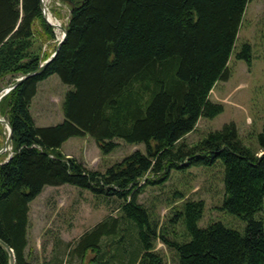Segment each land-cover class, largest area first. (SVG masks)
I'll return each instance as SVG.
<instances>
[{
    "label": "trees",
    "instance_id": "16d2710c",
    "mask_svg": "<svg viewBox=\"0 0 264 264\" xmlns=\"http://www.w3.org/2000/svg\"><path fill=\"white\" fill-rule=\"evenodd\" d=\"M58 1L68 6L69 15L57 55L40 75L0 100V117L12 129V156L6 161L8 153L0 155V240L13 250L15 264H36L26 255L30 203L45 187L62 185L89 190L119 206V217L109 216L77 239L85 246L76 256L79 264H85L89 251L99 253L103 238L129 224L134 232L129 238L136 243L132 256L122 249L109 262L98 254L89 262L163 264L155 250L160 241L177 264H264V225L255 218L264 207V127L257 150L239 139L233 123L193 145L181 142L200 118L223 112L209 95L228 78L242 17L252 0ZM53 31L43 19L40 0H0V88L7 78L33 72L50 58L42 44L54 39ZM250 57L246 44L236 54L248 64ZM55 74L74 90L63 99V122L37 128L30 103L38 83ZM85 135L102 154L118 145L115 140L144 144L145 152L136 150L103 173L91 170L59 152L68 139ZM217 162L224 168L221 209L246 222L244 233L221 223L200 228L204 201L179 195L183 202L172 209L168 223L181 221L189 240L176 241L170 228L151 219L138 195L144 186L166 182L173 172ZM0 264H9L1 244ZM45 264L63 260L53 256Z\"/></svg>",
    "mask_w": 264,
    "mask_h": 264
},
{
    "label": "rangeland",
    "instance_id": "374dc122",
    "mask_svg": "<svg viewBox=\"0 0 264 264\" xmlns=\"http://www.w3.org/2000/svg\"><path fill=\"white\" fill-rule=\"evenodd\" d=\"M44 2L49 13L53 17L57 15L58 18H54L61 26H65L69 15L68 6L58 0H44ZM39 31L38 28L37 33ZM53 32L54 39L42 44V52L48 55L53 54L62 37V32L55 27ZM263 37L264 0H252L247 4L242 17L227 67L228 78L225 81H218L209 95L211 102L222 105L223 112L213 119L200 118L195 130L181 142L193 145L209 133L219 131L224 125L233 123L239 139L245 145L259 149L258 136L263 132L264 127ZM245 44L250 46L249 64L244 59L236 58V54L241 52ZM12 81L7 78L2 87ZM73 90L72 86L64 84L56 74L39 82L36 95L32 98L29 107L35 127L46 128L62 123L64 120L62 102L65 95ZM7 134L6 126L2 125L0 149ZM115 142L118 145L110 153L102 154L91 136L73 137L64 142L59 152L77 159L91 170L102 173L136 150L145 152L144 144H128L122 140ZM5 153L9 155L10 150ZM223 178L224 168L220 162L211 167L200 166L190 168L186 172L176 171L166 182L144 186L138 195V202L148 209L151 219L156 221L158 227L170 228L174 232L171 238H175L178 242L189 240L181 221L173 226L168 223L172 209L183 202V198L179 195L184 199L204 201V213L198 222L200 228H206L212 223H221L228 229L244 233L246 222L221 209ZM118 207L117 201L106 202L104 198L95 196L86 189L71 185L45 187L43 192L30 203L29 244L26 249L28 260L36 264H45L46 259L50 260L53 256H57L64 264H79L76 256L85 250V246L76 243L77 239L109 216L119 217ZM255 218L261 220L264 225V207ZM129 225H124L116 236L103 238L99 245V253L89 251L84 263L91 264L89 260L97 254L105 257L109 262L110 258L118 256V250L122 249L123 253L127 249L132 256L136 243L133 242L134 238L130 239L134 232L132 225ZM63 237L67 240L66 243L60 241ZM155 244V250L163 257V264H177L173 252L160 241H156ZM68 245L73 246L70 255H68L70 252ZM129 254L125 255L128 259Z\"/></svg>",
    "mask_w": 264,
    "mask_h": 264
},
{
    "label": "water",
    "instance_id": "95a60500",
    "mask_svg": "<svg viewBox=\"0 0 264 264\" xmlns=\"http://www.w3.org/2000/svg\"><path fill=\"white\" fill-rule=\"evenodd\" d=\"M40 8L42 11V15H43V19L44 21L52 26L54 28V25H52L48 19H47V13L49 12L48 9L46 8L45 2L44 0H40ZM59 30L62 32V37L61 40L58 42L56 49L54 51V53L50 56L49 59H47L46 61H44L43 63H41L38 68L33 71L30 72L28 74L22 75L18 78H16L15 80H13L12 82L8 83L7 85H5L4 87L0 88V100L2 99V97H4L6 94H8L12 89H14L15 87H17L18 85H20L23 81H25L28 78H32L35 76L40 75L45 68L47 67V65L55 58V56L57 55L62 43L64 42L66 35H67V29H66V25L65 26H60ZM0 124L1 125H5L8 131L7 137L5 139V142L3 144V147L0 149V155L7 152L8 150H11V142H12V129L11 126L8 122V120L5 117L0 118ZM12 156V153H9V155L7 156V160H9ZM0 244L5 248V250L8 253L9 256V264H15V256L13 253V250L8 247V245H6L4 242H2L0 240Z\"/></svg>",
    "mask_w": 264,
    "mask_h": 264
},
{
    "label": "bare ground",
    "instance_id": "6f19581e",
    "mask_svg": "<svg viewBox=\"0 0 264 264\" xmlns=\"http://www.w3.org/2000/svg\"><path fill=\"white\" fill-rule=\"evenodd\" d=\"M47 19L57 30H59L61 24L49 12L47 13Z\"/></svg>",
    "mask_w": 264,
    "mask_h": 264
},
{
    "label": "crops",
    "instance_id": "0c3cea01",
    "mask_svg": "<svg viewBox=\"0 0 264 264\" xmlns=\"http://www.w3.org/2000/svg\"><path fill=\"white\" fill-rule=\"evenodd\" d=\"M65 156H67V155H65ZM61 238V237H60ZM60 241L61 242H63V243H66L67 242V240L63 237L62 239H60ZM76 241V240H75ZM44 259H46V258H44ZM46 262H49V260H47L46 259ZM65 262V261H64ZM64 264V263H63Z\"/></svg>",
    "mask_w": 264,
    "mask_h": 264
}]
</instances>
